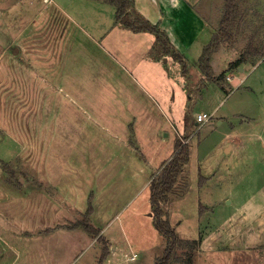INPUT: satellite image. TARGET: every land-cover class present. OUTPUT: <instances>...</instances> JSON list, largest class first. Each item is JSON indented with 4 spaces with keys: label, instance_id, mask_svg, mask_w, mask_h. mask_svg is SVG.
Listing matches in <instances>:
<instances>
[{
    "label": "rangeland",
    "instance_id": "rangeland-1",
    "mask_svg": "<svg viewBox=\"0 0 264 264\" xmlns=\"http://www.w3.org/2000/svg\"><path fill=\"white\" fill-rule=\"evenodd\" d=\"M147 1L168 2L138 7ZM236 4L206 80L193 50L182 73L153 34L115 21L105 3L0 0V214L15 218L14 233L30 229L1 237L0 264H98V237L103 264H157L166 243L149 183L177 141L190 159L161 207L181 240L197 242L193 264H264V0ZM177 13L189 36L200 31L195 14ZM203 114L212 119L196 125ZM82 221L97 236L70 229ZM189 252L179 246L171 264Z\"/></svg>",
    "mask_w": 264,
    "mask_h": 264
},
{
    "label": "trees",
    "instance_id": "trees-1",
    "mask_svg": "<svg viewBox=\"0 0 264 264\" xmlns=\"http://www.w3.org/2000/svg\"><path fill=\"white\" fill-rule=\"evenodd\" d=\"M94 1V0H92ZM115 8L114 15L115 21H121L124 18L127 20L124 22V26L131 29L134 32H146L151 33L155 37V45L160 49L163 55H169L173 61L177 62L182 68V73L187 69L184 57L173 48L166 34L162 32L158 26L152 25L149 21L144 20L141 16L136 14L135 18H130L128 10L133 7V0H95ZM237 0H224L223 3V15L219 22L218 32L214 33L207 44L204 46L201 55L198 59L199 70L206 80L213 78V71L211 65H209L213 54L217 53L220 49V45L226 42L230 37V30L235 24L238 16ZM244 58H238L237 61L229 63V68H237L241 63L245 62ZM222 75V74H221ZM221 76L218 78L220 80ZM173 156L167 163L158 171V174L152 177L149 183L150 197L149 203L152 208V224L156 227L158 232L162 235L164 242L166 243L165 249L162 255L158 259L157 264H171V260L176 256L177 249L181 245H186L190 252L184 254V264H193V247L197 244L194 240L184 241L181 240L173 226L169 223L168 217L164 213L161 205L166 201L168 195L175 187L178 181V177L181 173L182 167L187 164L190 159V154L187 144L177 141L175 143ZM92 195L88 199V205L86 208V218L93 213L92 210ZM82 226L87 232L97 236L99 233L95 228L91 227L86 221L81 223H75L73 228ZM98 241L102 243L101 255L98 259V264H103L104 260L109 254V248L107 247L104 239L98 237Z\"/></svg>",
    "mask_w": 264,
    "mask_h": 264
},
{
    "label": "crops",
    "instance_id": "crops-1",
    "mask_svg": "<svg viewBox=\"0 0 264 264\" xmlns=\"http://www.w3.org/2000/svg\"><path fill=\"white\" fill-rule=\"evenodd\" d=\"M133 2H134V4H133L132 8L136 12L135 14H138L139 16L141 15L142 18L144 17L152 25L158 26V28L166 34V37H167L170 45L173 48H175V50L177 52H179L183 57H185V59H187L186 57L188 55V52L191 53L192 50H193V53L195 55L196 54L199 55L196 59H194V64H195L196 68H198L199 67L198 59L201 55V52H202L204 46L207 44L206 41L208 38H209L208 40H210L211 36L215 32L213 27L210 26V23L213 25L214 22H216V21L211 19V16L213 14L218 16L219 12H217V7H218L219 0H168L167 5H165V6H163L162 2H159L160 5L157 6V5L152 4L151 1H147V2H144V4L142 5V8L138 7V0H133ZM108 6H110V5H108ZM151 6L155 7V9L158 10V12L155 14V16H154V14L141 13V12L149 9V7H151ZM110 7L112 8L113 6H110ZM180 9L184 13L191 12L198 17L199 23H200V31L199 32L189 36L187 27H186V30H184V27L180 26V23L177 20V14H178L177 12H179ZM113 10L115 11L114 7H113ZM145 34H146V32H145ZM185 41H187V43H188L187 46L185 45V43H186ZM215 55L216 54H214L211 57L210 65L213 64V59H214L213 57ZM166 60H168V59H166ZM173 62H175V61H173ZM165 63H166V61H165ZM186 63H188V62H186ZM212 67H213V65H212ZM214 73H215V71H214ZM208 116L210 119H212L211 115H208ZM196 125H197V123H196ZM229 144H231V143H229V142L225 143L226 146H228ZM233 150H234V148H233ZM233 150H232V152H233ZM232 152L229 155H232ZM2 193L5 194L4 195L5 199H8L7 198L8 196L11 197V195H15V194H10V193H5V192H2ZM261 206L263 207V208L260 207L261 211H264V205L261 204ZM243 207H244V205H243ZM242 214H245V212H242ZM248 217H249L248 215L242 216V219H243L242 223L243 222L245 223V224L243 223V231L247 230V223L246 222H249ZM11 221H12L11 223L10 222L7 223V218H4L3 215L0 214V238L2 236L7 237V235H12V234H14L16 236L17 235L18 236H23V235L28 236L24 232H28L30 229L27 231L26 230L18 231V229H16V231L14 233L13 229L16 228V225H15L16 220L14 218ZM252 227H253V224L251 226H249V229H252ZM38 233H39L38 227H34V229L32 230V233L29 235H34V234H38ZM48 233L49 234H47V236H50L51 235L50 232H48ZM52 233H54V232H52ZM247 233H248V231L243 235V239L249 240ZM0 240L3 241L2 238Z\"/></svg>",
    "mask_w": 264,
    "mask_h": 264
},
{
    "label": "built area",
    "instance_id": "built-area-1",
    "mask_svg": "<svg viewBox=\"0 0 264 264\" xmlns=\"http://www.w3.org/2000/svg\"><path fill=\"white\" fill-rule=\"evenodd\" d=\"M227 80H230V77H227ZM196 118H197V124H198V125H203V123H205L206 121H208V119H210L209 116L206 115V114H203V115H201V116H197ZM135 257H136V256L133 255V256L130 258V260L133 261V260L135 259Z\"/></svg>",
    "mask_w": 264,
    "mask_h": 264
},
{
    "label": "water",
    "instance_id": "water-1",
    "mask_svg": "<svg viewBox=\"0 0 264 264\" xmlns=\"http://www.w3.org/2000/svg\"><path fill=\"white\" fill-rule=\"evenodd\" d=\"M240 69H242V68H240Z\"/></svg>",
    "mask_w": 264,
    "mask_h": 264
}]
</instances>
